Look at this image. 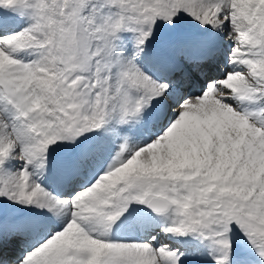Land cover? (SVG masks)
<instances>
[{"label":"snow or ice","instance_id":"obj_1","mask_svg":"<svg viewBox=\"0 0 264 264\" xmlns=\"http://www.w3.org/2000/svg\"><path fill=\"white\" fill-rule=\"evenodd\" d=\"M0 264H264V0H0Z\"/></svg>","mask_w":264,"mask_h":264}]
</instances>
